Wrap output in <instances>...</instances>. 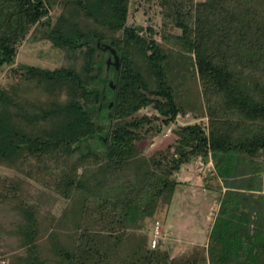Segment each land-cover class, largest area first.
Returning <instances> with one entry per match:
<instances>
[{"label": "trees", "instance_id": "trees-1", "mask_svg": "<svg viewBox=\"0 0 264 264\" xmlns=\"http://www.w3.org/2000/svg\"><path fill=\"white\" fill-rule=\"evenodd\" d=\"M152 1L0 0L2 262L264 264V0H156L157 22L129 19ZM34 29L63 52L56 67L13 65ZM97 39L118 69L100 71ZM188 111L199 120L163 148L139 146ZM199 155L219 198L203 262L161 248L155 216Z\"/></svg>", "mask_w": 264, "mask_h": 264}, {"label": "rangeland", "instance_id": "rangeland-1", "mask_svg": "<svg viewBox=\"0 0 264 264\" xmlns=\"http://www.w3.org/2000/svg\"><path fill=\"white\" fill-rule=\"evenodd\" d=\"M149 4L150 8L147 14H142V6L139 7V10H136L133 6L130 10L129 19L133 18L143 26L157 22V2L154 0ZM147 17H150V19ZM39 31V29L32 30L21 43L14 60V66L34 64L42 67H56L63 61V52L58 50L57 46H54L50 40L44 38L43 34L41 35L42 30ZM102 53L103 56H107L106 50L98 49L95 51V58H100ZM8 68L9 66L5 68L0 77V82L5 87L10 82ZM103 70L102 67L100 71ZM140 112L152 113L153 109L147 106L141 108ZM196 120H199V118L194 117L191 111L184 115L178 114L176 119L168 124L162 123L160 125L157 123L153 129L142 137L138 144L145 153H152L170 142L174 137L175 130L180 125ZM97 149L102 148L98 145L96 146ZM211 164L210 158L207 162L199 155L192 162L183 165L177 173V177L183 181V185L181 188L176 189L171 204L168 207H163L155 215L162 220L163 234L158 238L160 246L163 249L166 248L171 257L189 254L191 257L203 262L206 255L208 256V237L219 209L218 193L208 191L202 180ZM9 171V168L0 166V175L7 174ZM262 191H264V188ZM54 209L55 207L52 208V210ZM150 222L151 219H147L145 225L149 227ZM250 227L253 228V222ZM10 260L11 255L3 262L0 260V264H10Z\"/></svg>", "mask_w": 264, "mask_h": 264}, {"label": "water", "instance_id": "water-1", "mask_svg": "<svg viewBox=\"0 0 264 264\" xmlns=\"http://www.w3.org/2000/svg\"><path fill=\"white\" fill-rule=\"evenodd\" d=\"M97 46L102 49V50H107V56H106V66L108 67L110 64L114 65L117 69L119 67V56L116 52L115 47H113L111 44L104 42V41H100V40H96ZM109 83L112 85V87H114V85L112 84V80H109ZM112 101H110L109 104H111ZM106 137L104 138V142H106ZM100 147L104 150L103 145H100Z\"/></svg>", "mask_w": 264, "mask_h": 264}, {"label": "built area", "instance_id": "built-area-1", "mask_svg": "<svg viewBox=\"0 0 264 264\" xmlns=\"http://www.w3.org/2000/svg\"><path fill=\"white\" fill-rule=\"evenodd\" d=\"M161 234V223L159 220H156L153 225V235L150 240L151 246H155L157 244V236Z\"/></svg>", "mask_w": 264, "mask_h": 264}, {"label": "flooded vegetation", "instance_id": "flooded-vegetation-1", "mask_svg": "<svg viewBox=\"0 0 264 264\" xmlns=\"http://www.w3.org/2000/svg\"><path fill=\"white\" fill-rule=\"evenodd\" d=\"M104 52H105V51H104ZM100 58L103 59V60H105L106 56H105V55L103 56V53H102V55L100 56ZM110 65H111V64H110ZM110 65H109V66H110ZM109 66H108V67H109ZM106 69H107V66L105 65V69H104L102 72H104V73L107 74V73H108V70H106Z\"/></svg>", "mask_w": 264, "mask_h": 264}, {"label": "crops", "instance_id": "crops-1", "mask_svg": "<svg viewBox=\"0 0 264 264\" xmlns=\"http://www.w3.org/2000/svg\"><path fill=\"white\" fill-rule=\"evenodd\" d=\"M184 186H185V185H184ZM184 186H183V187H184ZM207 190H208V189H207ZM208 191H210V190H208ZM212 192H213V191H212Z\"/></svg>", "mask_w": 264, "mask_h": 264}]
</instances>
